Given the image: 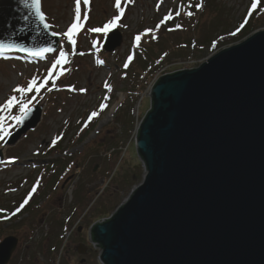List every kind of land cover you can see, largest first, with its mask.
<instances>
[{"label": "rangeland", "instance_id": "1", "mask_svg": "<svg viewBox=\"0 0 264 264\" xmlns=\"http://www.w3.org/2000/svg\"><path fill=\"white\" fill-rule=\"evenodd\" d=\"M251 5L252 0H121L123 15L114 29L122 42L107 53L102 49L106 35L90 29L119 14L115 0H89L86 6L81 0L82 27L74 45L58 36V50L42 59L0 56V105L17 95L30 101L29 107L52 89L39 126L8 149L9 163L0 165V219L8 221L0 225V241L7 236L18 240L8 264H101L90 228L112 216L146 177L135 137L139 114L149 108L152 80L194 69L240 44L249 37L239 39V33L257 17L261 21L251 34L264 31V6ZM41 8L51 32L63 33L75 20V0H41ZM61 44L65 62L45 82ZM33 78L37 87L44 85L39 92H13ZM101 104H109L101 120L84 141H76L94 119L89 121V115L102 111ZM19 114V104L0 111L7 135L17 124L12 117ZM64 156L71 163L68 172L50 184V162ZM25 199L24 210L12 216Z\"/></svg>", "mask_w": 264, "mask_h": 264}, {"label": "water", "instance_id": "2", "mask_svg": "<svg viewBox=\"0 0 264 264\" xmlns=\"http://www.w3.org/2000/svg\"><path fill=\"white\" fill-rule=\"evenodd\" d=\"M22 0H0V44L57 51ZM117 30L103 50L121 45ZM30 58L26 51H9ZM49 92L0 145V165L39 126ZM138 129L146 177L93 227L101 264H264V31L193 70L162 76ZM18 240L0 242L8 264Z\"/></svg>", "mask_w": 264, "mask_h": 264}, {"label": "snow or ice", "instance_id": "3", "mask_svg": "<svg viewBox=\"0 0 264 264\" xmlns=\"http://www.w3.org/2000/svg\"><path fill=\"white\" fill-rule=\"evenodd\" d=\"M22 2L24 3V5L26 7H30L33 10V14L35 15V17L39 20L40 24L43 26L44 30L46 32L49 31L50 29V25L48 23H46V16L42 11L41 8V0H22ZM89 0H83V4L86 6L88 4ZM257 2L258 0H252V9H255L257 7ZM197 7H200V5H198ZM115 8L118 10L119 14L114 16L112 19H110L108 22L104 23L101 27H95L90 29L91 32L93 33H97V34H103V35H107L110 31H112L116 26L118 21H120L122 15H123V10L121 8V0H115ZM188 15L190 16L191 13L189 12ZM84 17L87 18V13H84ZM81 19V0H75V20L74 22H72L70 24V26L67 28V30L63 33H56V32H50V35L54 36V37H62V38H66L68 43L70 44H75V35L77 34L78 30L82 27V25L79 23ZM169 19V17H165L164 20ZM164 21H161V23H163ZM159 27V25H157V28ZM135 42H139L141 40V35H137L134 38ZM95 46V45H93ZM9 51H26L29 55L31 56H39L41 58H43L45 53H50L52 51H54V49L50 48V47H43V48H39L37 50H30V49H21V48H16L14 45H8V44H0V55H3V53L5 52H9ZM66 59V53L64 52V45L61 44L60 45V49H59V56L58 58L55 59V61L52 63L51 68H49L48 70V76L45 78V82H47L48 78H51L53 76V72L54 70L57 68V66L62 65L65 62ZM132 60V56L128 57V61L130 62ZM128 64H125V67H127ZM57 75H59L60 73H56ZM53 86H55V80L53 79L52 81ZM36 79L33 78L32 80H30L27 84V87H15L13 89L14 93H18V94H27V93H31L33 91L35 92H39L41 87H44L43 84H41L40 86H36ZM49 91H51L52 89L49 88ZM28 103H30V101L28 102H24V101H20L18 99L17 95H12L10 96L3 105H0V111H4V110H10L12 109L14 106H16L17 104H19V115L12 117V119H14L16 121V123H20L22 122V120L24 119V117L28 114V112L30 111V108L27 106ZM105 107L104 104L100 105V110H103ZM97 112H92L89 117L88 120L91 121L93 117L97 116ZM4 117L0 116V139H3V137L5 135H7V129L5 128L3 121H4ZM53 145L56 144V140L52 141ZM32 191H35V188L32 189ZM31 192L29 193V198L31 197ZM28 203V199H25L23 201V203L20 204V206L12 213V216H15L18 212H20L21 209L24 208V206Z\"/></svg>", "mask_w": 264, "mask_h": 264}, {"label": "trees", "instance_id": "4", "mask_svg": "<svg viewBox=\"0 0 264 264\" xmlns=\"http://www.w3.org/2000/svg\"><path fill=\"white\" fill-rule=\"evenodd\" d=\"M263 5L264 6V0H258V5ZM258 21H257V23H253V24H251V27H249V29H247L246 31H241L240 33H239V35H238V38L239 39H244V38H246V37H249L250 35H252L251 33L253 32V30L256 28L257 29V27L259 26L258 24H259V22L261 21V19H260V17H257L256 18ZM233 40H236V39H233ZM136 94V93H135ZM143 100V99H142ZM151 106H152V104L149 102V107L151 108ZM108 107H109V105L108 104H106L105 105V109H103L102 111H100L98 114H97V116H95L94 117V119L92 120V122L90 123V125L89 126H87V127H85V129L83 130V131H81V133H80V135H79V137H77L76 138V141L79 139V140H85L89 135H90V133L92 132V130L96 127V125L98 124V122L101 120V118L103 117V115H104V113L107 111V109H108ZM141 102H140V106H139V113H140V110H141ZM147 111H148V107H147V110L145 111V113L144 114H140V118H142V117H144L145 116V114L147 113ZM137 136H138V134H136ZM53 152V151H52ZM137 153V152H136ZM137 156H138V154H137ZM66 157L64 156V157H60V160H52L51 162H50V164H52V167H50L49 168V172L51 171V173H49V175H51V181H50V184L53 182V180H54V177H58V179L59 178H61V176H64L65 175V173L66 172H68V169H69V166H70V161H68L67 159H65ZM138 158H139V156H138ZM46 174V173H45ZM44 174V175H45ZM57 179V180H58ZM56 184V183H55ZM43 188V187H42ZM41 189V186L39 187V190ZM41 191V190H40ZM40 191H38V192H40ZM24 210V209H23ZM12 219V218H11ZM8 221H6V220H3V219H0V225L1 224H5V223H7ZM95 225H97V224H94V225H92L91 226V228H90V233H91V235H92V229H93V227L95 226ZM94 242V241H93Z\"/></svg>", "mask_w": 264, "mask_h": 264}, {"label": "bare ground", "instance_id": "5", "mask_svg": "<svg viewBox=\"0 0 264 264\" xmlns=\"http://www.w3.org/2000/svg\"><path fill=\"white\" fill-rule=\"evenodd\" d=\"M118 107H119V102L116 103V104L111 108L110 113H109V117H111V116L116 112V110H117ZM140 124H141V122H140ZM140 124H139L138 126H140ZM138 129H139V127H138ZM141 184H142V183H141ZM141 184H140V185H141ZM140 185H139V186H140ZM139 186H138V187H139ZM138 187H137V188H138ZM137 188H135V189L131 192L130 196H129L128 199L125 201V203H124L123 205H121V206L118 208V210H116V211L113 213L112 216L106 218V219H105L104 221H102V222H105V221L110 220L111 217H113L116 213H118V211L120 210V208L122 209L123 206L129 202V200L131 199V197L133 196V194H134V192L137 190ZM102 222H101V223H102ZM96 224H98V223H96ZM89 237H90V242H91L92 248H93L94 250H95V249H98L97 244H96L95 242L92 241L91 233H90V232H89ZM100 256H101V253H100Z\"/></svg>", "mask_w": 264, "mask_h": 264}]
</instances>
